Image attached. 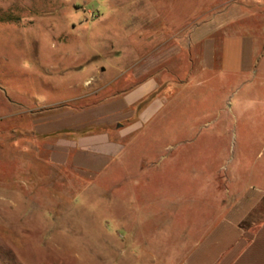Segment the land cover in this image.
Returning <instances> with one entry per match:
<instances>
[{
	"label": "rangeland",
	"instance_id": "1",
	"mask_svg": "<svg viewBox=\"0 0 264 264\" xmlns=\"http://www.w3.org/2000/svg\"><path fill=\"white\" fill-rule=\"evenodd\" d=\"M146 1L0 0V264H184L247 187L264 189V68L201 73L189 43L220 12L218 42L264 28V0H222L184 31ZM205 1L162 0L179 20ZM153 77L117 123L129 128L119 155L51 161L59 136L45 140L41 122L119 103Z\"/></svg>",
	"mask_w": 264,
	"mask_h": 264
},
{
	"label": "crops",
	"instance_id": "2",
	"mask_svg": "<svg viewBox=\"0 0 264 264\" xmlns=\"http://www.w3.org/2000/svg\"><path fill=\"white\" fill-rule=\"evenodd\" d=\"M221 1L202 2L180 20L169 16V7L163 4L162 0L146 2L158 24L162 20L166 27L184 31L188 18L199 14L202 17L216 8ZM232 5L235 13V4ZM204 9L209 10L203 11ZM221 15V12L217 13L212 20L200 21L190 27V45L201 44L199 70L201 73H210L220 68L225 73L256 77L257 72L264 68V59H261V64L258 61L264 28L250 26L248 31H242L240 26H236L232 33L226 34L221 42H218L214 34L223 27L219 21ZM230 61L233 62L232 67L229 65ZM257 65L259 69L256 68ZM158 86V81L153 77L124 91V99L119 103L111 102L83 109L78 113L67 112L41 122L38 131L47 136L45 140L52 139V133L54 137L59 136L55 143L47 146L51 161L57 165L71 163L90 166L95 163L97 157L112 160L122 152V142L129 132V128L123 130L124 127H118V121L127 119L124 117L126 112L138 101L156 91ZM259 102H264V99ZM144 115L145 112L141 114ZM114 125L117 126L112 130ZM80 129L85 135L75 137L74 131ZM262 204L264 189L257 184L247 187L240 199L227 212L221 214L204 238L195 245L184 264H264V214H256Z\"/></svg>",
	"mask_w": 264,
	"mask_h": 264
},
{
	"label": "trees",
	"instance_id": "3",
	"mask_svg": "<svg viewBox=\"0 0 264 264\" xmlns=\"http://www.w3.org/2000/svg\"><path fill=\"white\" fill-rule=\"evenodd\" d=\"M145 103H146V101L142 103V106H144V105H145Z\"/></svg>",
	"mask_w": 264,
	"mask_h": 264
}]
</instances>
